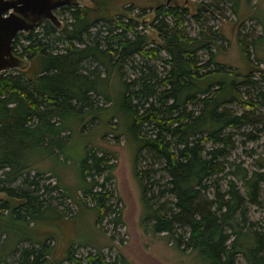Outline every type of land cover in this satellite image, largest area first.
<instances>
[{
	"label": "trees",
	"instance_id": "1",
	"mask_svg": "<svg viewBox=\"0 0 264 264\" xmlns=\"http://www.w3.org/2000/svg\"><path fill=\"white\" fill-rule=\"evenodd\" d=\"M121 1L63 6L56 13L69 14L66 24L46 19L13 41L28 66L0 74V191L6 194L0 199V264H82L71 246L61 260H51V241L58 237L40 236L43 227L71 214V202L64 207L60 198L70 199L79 213H93L101 231L106 221L115 228L124 223L112 188L115 155L94 139L99 125L133 148L141 223L150 233H165L172 247L197 252L203 264H237L239 256L245 264H264V222L249 215L250 206H264V158L258 169L229 160L237 136L256 140L264 132L262 82L225 69L207 31L199 38L178 31L188 9L171 1L157 6V17H165L158 24L160 48L169 56L165 75H158L150 61L160 54L147 48L153 39L118 11ZM250 18L264 29V11ZM105 23V48L90 44L99 39L93 29ZM241 45L250 61L247 43ZM198 50L210 52L202 65ZM135 56L144 61L141 74L127 79L121 69ZM72 165L75 190L63 174ZM46 174L56 183H41ZM89 261L133 264L125 255L107 261L101 250Z\"/></svg>",
	"mask_w": 264,
	"mask_h": 264
},
{
	"label": "rangeland",
	"instance_id": "2",
	"mask_svg": "<svg viewBox=\"0 0 264 264\" xmlns=\"http://www.w3.org/2000/svg\"><path fill=\"white\" fill-rule=\"evenodd\" d=\"M170 1L174 5L188 9L184 26L179 27L172 21V27L175 25L178 31H183L193 38H199L202 31H207L213 38L210 44L215 59L227 70L236 69L242 75H251L252 79L260 80L264 89V29L256 18H250L254 11H264V0H236L237 4L232 0H122V8L118 11L125 17L127 15L133 17L138 31L153 39L148 43L147 48L156 49V52L160 54V59L150 61L158 75H165L169 56L165 50L160 48L163 44L162 35L164 32L160 31L158 24L165 17L162 15L157 17L156 12L157 6ZM77 2L82 6H93L92 0H77ZM57 15L62 21V25L66 24L70 18L69 14L57 13ZM92 32L93 36L99 33V39L95 37L93 40L94 37H92L90 44L98 43L102 45V48H105L106 37L110 35L107 23L105 25L98 24ZM242 40L247 43V47L251 51L250 61L242 50ZM209 54L210 52L207 50H198L201 59L200 65L210 59ZM22 59L27 60L25 57ZM143 62L142 57L135 56L133 60L125 63L121 69V75H128L127 79L132 75H140V67L143 66ZM99 68L103 75H106L104 69ZM116 73H111V75H116ZM251 91L256 97L257 90L251 89ZM258 110H260L259 114L264 116V105ZM56 121L59 125V119ZM98 127L102 129V132L94 137L97 144L109 149L115 155L113 162L117 164V168L112 188L115 190L114 201L123 208L124 223L115 228L113 224L106 221L104 223L105 232L101 231L95 225L93 213L87 210L79 213V207L70 199L60 198L57 203L64 201V207L68 202H71V214L59 225L55 223L53 226L43 227L40 235L41 237H58L57 240L51 241V245L55 248L54 257L51 260L60 259L61 256L67 254L69 246H71L74 255L81 259L82 264H95L90 262L89 258L95 256L98 250H101L103 256L110 262L116 261L118 255H125L133 264H203L197 252L168 251L163 245V242H167V238L164 236L166 234L153 235L143 226L145 222L141 223L144 210L141 199L142 192L133 172V148L125 140L120 139L118 143L112 135L108 136L106 131L109 128L103 129L100 125ZM249 129L251 128H246L243 131ZM102 135H104L103 140L101 139ZM235 144L236 148L232 150L229 160L243 162L244 166L249 169H258L260 161L264 158V132L259 134V138L256 140H246L245 137L239 135ZM63 174L69 189L75 190L77 179L75 167L73 165L67 167ZM48 177L49 174H46L41 179V183L51 181L56 183L55 180H50ZM226 182L224 181V183ZM237 184L240 190L244 191L242 183L237 181ZM55 193L59 195V192ZM212 196L210 194V197ZM0 199H6V194L2 191H0ZM262 200L264 201V198ZM249 215L252 221L263 223L264 206H250ZM79 244L83 245L79 246ZM170 249L173 248L170 246ZM245 263L244 257L239 256L237 264Z\"/></svg>",
	"mask_w": 264,
	"mask_h": 264
},
{
	"label": "water",
	"instance_id": "3",
	"mask_svg": "<svg viewBox=\"0 0 264 264\" xmlns=\"http://www.w3.org/2000/svg\"><path fill=\"white\" fill-rule=\"evenodd\" d=\"M76 3L77 0H0V74L28 66V62L13 51L18 33L35 29L46 19L61 27L56 10Z\"/></svg>",
	"mask_w": 264,
	"mask_h": 264
},
{
	"label": "crops",
	"instance_id": "4",
	"mask_svg": "<svg viewBox=\"0 0 264 264\" xmlns=\"http://www.w3.org/2000/svg\"><path fill=\"white\" fill-rule=\"evenodd\" d=\"M163 245H164V247L168 250V251H170V252H173L174 250H176L177 251V249H174V247H172L171 246V244H169L168 242H163ZM170 246H171V248H173V249H170ZM179 251V250H178Z\"/></svg>",
	"mask_w": 264,
	"mask_h": 264
}]
</instances>
